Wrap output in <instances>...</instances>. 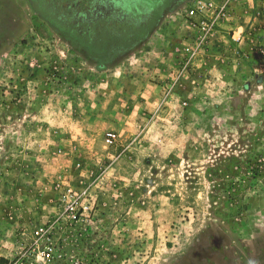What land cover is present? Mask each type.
I'll return each mask as SVG.
<instances>
[{
    "label": "rangeland",
    "instance_id": "obj_1",
    "mask_svg": "<svg viewBox=\"0 0 264 264\" xmlns=\"http://www.w3.org/2000/svg\"><path fill=\"white\" fill-rule=\"evenodd\" d=\"M0 264H264V0H0Z\"/></svg>",
    "mask_w": 264,
    "mask_h": 264
},
{
    "label": "built area",
    "instance_id": "obj_2",
    "mask_svg": "<svg viewBox=\"0 0 264 264\" xmlns=\"http://www.w3.org/2000/svg\"><path fill=\"white\" fill-rule=\"evenodd\" d=\"M188 15L191 17H194L196 15V10L192 9L191 11H189ZM115 139H116L115 134H109L108 138H107V143L112 144V143H114ZM73 209H74V206L71 207V210H73Z\"/></svg>",
    "mask_w": 264,
    "mask_h": 264
},
{
    "label": "trees",
    "instance_id": "obj_3",
    "mask_svg": "<svg viewBox=\"0 0 264 264\" xmlns=\"http://www.w3.org/2000/svg\"><path fill=\"white\" fill-rule=\"evenodd\" d=\"M222 188H225L226 192L229 190L228 187H226V186L225 187H222ZM234 190H236V188H234ZM234 190L231 191V194L233 193V196L235 198H237L238 197V193H236V191H234ZM228 192H230V190ZM1 263H6V260L5 259H2L1 260Z\"/></svg>",
    "mask_w": 264,
    "mask_h": 264
}]
</instances>
